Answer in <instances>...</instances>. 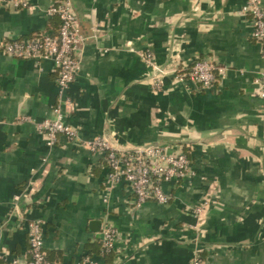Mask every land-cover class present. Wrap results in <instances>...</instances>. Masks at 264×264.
Returning a JSON list of instances; mask_svg holds the SVG:
<instances>
[{
	"label": "crops",
	"instance_id": "0c3cea01",
	"mask_svg": "<svg viewBox=\"0 0 264 264\" xmlns=\"http://www.w3.org/2000/svg\"><path fill=\"white\" fill-rule=\"evenodd\" d=\"M54 1L0 5V44L52 32ZM71 1L88 38L63 119L77 139L58 135L48 146L39 130L56 103L52 59L0 53V264L28 259L26 230L11 214L17 195L26 217L44 221V252L57 264H79L87 252L99 264H189L196 255L203 264H264V98L255 82L264 58L241 13L246 0ZM144 51L164 68L202 59L225 71L208 89L170 78L155 89ZM100 136L119 149L182 152L193 175L165 185L167 204L135 206L126 185L106 188L102 157L85 145ZM94 221L116 231L107 257Z\"/></svg>",
	"mask_w": 264,
	"mask_h": 264
},
{
	"label": "built area",
	"instance_id": "2783aa9c",
	"mask_svg": "<svg viewBox=\"0 0 264 264\" xmlns=\"http://www.w3.org/2000/svg\"><path fill=\"white\" fill-rule=\"evenodd\" d=\"M5 8L21 10L28 8L27 0H0ZM241 13L249 16L252 21V38L260 46L264 58V5L263 0H246ZM58 17L60 26L56 34L42 32L28 39L6 40L0 44V53L14 59H30L40 61L52 59L57 78L56 103L53 107V118L39 124V130L52 146L56 136L62 135L69 140L77 139L76 130L63 121L65 115L72 111V103L67 91L75 82L80 70L84 44L88 39L80 30L71 0H55L47 10V17ZM130 51H133L132 49ZM139 57L149 66L152 75L149 82L155 89H160L164 78L187 84L195 83L203 89L210 88L217 76L224 74V68L214 63L196 59L187 64H173L160 67L154 61L150 51L139 52ZM255 82L259 85L260 96L264 98V70ZM89 150L100 155L106 168L104 184L107 189L120 184L126 185L134 196L135 206L153 201L165 205L170 201V195L165 191V185L176 186L186 177L193 175L186 154L170 153V148L160 144H149L132 149L116 148L109 138L100 136L85 142ZM26 191L35 190L34 181H29ZM20 196H14L11 201V214L19 226L26 230L28 243V259L13 258L9 264H57L47 260L44 252V226L41 219H29L19 206ZM208 205V199L195 208V213L201 216ZM102 252L112 253L116 242V231L105 221L100 228ZM79 264H99L90 257H84ZM189 264H203L196 255Z\"/></svg>",
	"mask_w": 264,
	"mask_h": 264
},
{
	"label": "trees",
	"instance_id": "16d2710c",
	"mask_svg": "<svg viewBox=\"0 0 264 264\" xmlns=\"http://www.w3.org/2000/svg\"><path fill=\"white\" fill-rule=\"evenodd\" d=\"M59 26H60V21H59L58 17H56V16L51 17L47 27L48 28H52V32H51L52 34H56L57 33V31L59 29ZM39 34H41V33H39V32L35 33V34H33L32 36H30L28 38L34 37L35 35H39ZM28 38H26V39H28ZM96 246L98 248L97 252L100 253V255H102L103 257H107V256H109L111 254V253L105 254V253L102 252V247H101V242L100 241H98ZM90 256H91V254L90 253L88 254V252H87V254H85L82 257V259L84 257H90Z\"/></svg>",
	"mask_w": 264,
	"mask_h": 264
},
{
	"label": "water",
	"instance_id": "95a60500",
	"mask_svg": "<svg viewBox=\"0 0 264 264\" xmlns=\"http://www.w3.org/2000/svg\"><path fill=\"white\" fill-rule=\"evenodd\" d=\"M92 223H93L92 226H94V229L92 230V232H98L100 225H101V222L100 221H94Z\"/></svg>",
	"mask_w": 264,
	"mask_h": 264
}]
</instances>
